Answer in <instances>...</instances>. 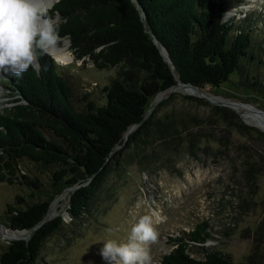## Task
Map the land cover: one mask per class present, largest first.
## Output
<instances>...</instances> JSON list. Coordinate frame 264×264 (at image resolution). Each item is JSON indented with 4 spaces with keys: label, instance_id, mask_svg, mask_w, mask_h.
Instances as JSON below:
<instances>
[{
    "label": "trees",
    "instance_id": "obj_1",
    "mask_svg": "<svg viewBox=\"0 0 264 264\" xmlns=\"http://www.w3.org/2000/svg\"><path fill=\"white\" fill-rule=\"evenodd\" d=\"M227 11L228 0H57L48 9L49 16L59 17V35L70 38L78 59H90L99 68L120 65L119 76L104 85L101 104L85 92V107L75 103L70 81L50 54L38 52V66L22 78L5 76L12 98L0 107V181L42 189L40 177L21 171L26 158L51 170L53 192L26 207L8 203L10 228L26 234L9 241L0 264L37 262L45 241L68 223L61 213L46 218L53 198L67 186H74L67 210L72 220H82L107 177L133 153L142 154L152 136L164 148L174 145L180 125L157 116L153 96L181 81L201 89L220 87L242 72L244 58H255L252 32L264 31L259 10L247 27L249 19H225ZM185 96L219 111L243 133L264 137L231 107ZM185 128L184 134L178 132L188 151L211 145L205 133ZM246 172L254 180L261 175L251 167ZM24 201L17 196L19 204ZM210 227L206 219L171 236L172 248L159 264H235L230 253L205 244L213 237ZM250 236L245 264H264V222ZM194 246L202 248L201 255H194Z\"/></svg>",
    "mask_w": 264,
    "mask_h": 264
},
{
    "label": "rangeland",
    "instance_id": "obj_2",
    "mask_svg": "<svg viewBox=\"0 0 264 264\" xmlns=\"http://www.w3.org/2000/svg\"><path fill=\"white\" fill-rule=\"evenodd\" d=\"M255 10H259V23L264 24V0H228L225 19H249L247 27ZM252 33L255 58H244L242 72L233 73L220 87L203 88L206 96L243 102L249 108L264 110V31L258 30V36ZM61 38L60 44H63L68 37ZM68 50L73 59L66 63L49 54L70 81L75 103L85 107L88 100L84 99L85 92L99 104L105 102L103 87L119 76L120 65L99 68L90 59H78L70 43ZM4 78L0 76V107L11 104L12 98ZM174 87L152 97L151 106L158 104L157 116L173 126L180 125L178 130L182 134L186 132L185 127L195 133H205L209 136L205 143L211 145L190 152L182 144L184 139L178 130L175 139L170 138L174 145L168 148L152 136L142 154L133 153L107 177L89 212L79 221L72 220L67 210L74 188L67 186L53 198L47 218L61 213L68 223L45 241L35 264H108L101 255L104 243H127L132 226L145 215L151 217L158 233L157 241L145 246L152 264H159L161 256L172 248L171 236L206 219L210 221L213 237L205 244L230 253L235 264H245L251 251V232L259 222H264V137L243 133L242 127L229 124L219 111L185 96L196 93L182 86ZM172 92L175 94L171 95ZM232 109L244 123L264 131L255 121V115L240 114L247 108ZM213 139L216 141L212 145ZM19 166L22 172L40 177L43 185L42 189H35L20 181L13 184L0 181V230H3L0 231V252L14 238L7 235L11 231L8 203L26 207L53 192L51 170L26 158ZM248 167L260 171L256 181L246 172ZM18 195L25 201L19 204ZM155 210L162 219H157ZM193 252L199 256L202 248L194 246Z\"/></svg>",
    "mask_w": 264,
    "mask_h": 264
},
{
    "label": "clouds",
    "instance_id": "obj_3",
    "mask_svg": "<svg viewBox=\"0 0 264 264\" xmlns=\"http://www.w3.org/2000/svg\"><path fill=\"white\" fill-rule=\"evenodd\" d=\"M61 39L58 19L37 0H0V76L22 78L38 66V52L49 54ZM157 239L153 221L145 215L132 226L127 243L108 241L101 255L108 264H152L145 246Z\"/></svg>",
    "mask_w": 264,
    "mask_h": 264
},
{
    "label": "bare ground",
    "instance_id": "obj_4",
    "mask_svg": "<svg viewBox=\"0 0 264 264\" xmlns=\"http://www.w3.org/2000/svg\"><path fill=\"white\" fill-rule=\"evenodd\" d=\"M56 0H37L38 3H40L43 7L49 9L55 2ZM70 41L65 39L63 44L58 43L57 47L54 49H51L50 52L53 54V56L60 62L66 63L70 62L73 59V55L69 52L68 47H69ZM250 106V105H248ZM237 108V107H236ZM254 113V114H253ZM246 116H254L255 121L264 128V115L260 114L258 112H254L252 108H248L247 111L245 112ZM54 212V211H53ZM155 215L157 216V219H162V216L159 211H154ZM54 215V214H53ZM1 232L3 230H0ZM13 231V232H12ZM20 231H8L7 235L9 237L15 236L20 234Z\"/></svg>",
    "mask_w": 264,
    "mask_h": 264
},
{
    "label": "water",
    "instance_id": "obj_5",
    "mask_svg": "<svg viewBox=\"0 0 264 264\" xmlns=\"http://www.w3.org/2000/svg\"><path fill=\"white\" fill-rule=\"evenodd\" d=\"M57 1V0H56ZM55 1V2H56ZM54 2V3H55ZM52 7V6H51ZM69 41H70V38H67ZM165 55H167V53L165 54ZM167 57V56H166ZM167 59H168V57H167ZM169 61H170V59H168ZM177 86H182L183 88H185V89H187V90H189L191 93H196L198 96H201V97H206L208 100H210L211 102H213V103H217V104H221V105H225V106H228V107H231V108H235L236 109V107H238V106H242V107H245V108H249V104H246V103H243V102H238V101H234V100H227V99H213V98H211V97H208V96H206L205 94H204V92L202 91V89L200 88V87H198L197 85H193V84H187V83H185V82H179L178 84H176ZM176 85H175V87H176ZM174 87V88H175ZM173 88V87H172ZM252 110L254 111V112H258V113H260V114H263L264 115V110L263 109H259V108H255V109H253L252 108ZM240 114H242V115H246L245 114V112H240ZM132 130V129H131ZM131 130H129L128 132H127V134H126V136L128 137V135H129V133L131 132ZM72 187H74V186H72ZM46 218H47V216H46ZM11 230H14V231H20V232H26V230H18V229H13V228H11ZM28 235H29V233L26 235V237H28ZM21 235L20 234H18V235H15L14 236V238H19Z\"/></svg>",
    "mask_w": 264,
    "mask_h": 264
}]
</instances>
